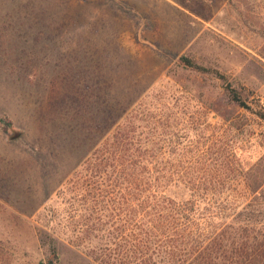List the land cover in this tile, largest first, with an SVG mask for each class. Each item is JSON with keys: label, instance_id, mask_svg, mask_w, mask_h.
<instances>
[{"label": "rangeland", "instance_id": "374dc122", "mask_svg": "<svg viewBox=\"0 0 264 264\" xmlns=\"http://www.w3.org/2000/svg\"><path fill=\"white\" fill-rule=\"evenodd\" d=\"M226 83L264 109V0H0V264H97L64 235L54 260L39 235L65 232L48 224L62 210L56 191L106 106L177 100L198 108L197 125L209 111L252 156L246 169L264 174V124Z\"/></svg>", "mask_w": 264, "mask_h": 264}, {"label": "trees", "instance_id": "16d2710c", "mask_svg": "<svg viewBox=\"0 0 264 264\" xmlns=\"http://www.w3.org/2000/svg\"><path fill=\"white\" fill-rule=\"evenodd\" d=\"M224 89L264 124V109H252L229 83ZM193 108L142 99L105 107L101 133L86 136L87 153L56 191L62 210H51L48 224L65 232L40 231L54 260L64 235L97 264H264V174L258 163L246 169L252 156L227 121L212 125L203 110L197 125ZM9 126L5 118L2 130Z\"/></svg>", "mask_w": 264, "mask_h": 264}]
</instances>
